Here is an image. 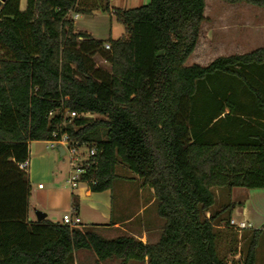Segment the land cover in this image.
<instances>
[{
    "label": "trees",
    "instance_id": "obj_1",
    "mask_svg": "<svg viewBox=\"0 0 264 264\" xmlns=\"http://www.w3.org/2000/svg\"><path fill=\"white\" fill-rule=\"evenodd\" d=\"M218 1L264 8V0ZM77 3L27 0L21 11L20 0L0 2V264H70L82 249L97 262L226 264L216 228L229 226L234 205L212 212V189L264 190V48L186 66L206 0L114 9L124 35L107 40L74 29ZM65 110L99 119L61 126ZM55 132L97 148L84 177L92 193L111 189L118 161L153 191L164 221L155 244L28 221L30 183L18 165L31 142ZM263 236L264 225L250 232L242 264H255Z\"/></svg>",
    "mask_w": 264,
    "mask_h": 264
},
{
    "label": "crops",
    "instance_id": "obj_2",
    "mask_svg": "<svg viewBox=\"0 0 264 264\" xmlns=\"http://www.w3.org/2000/svg\"><path fill=\"white\" fill-rule=\"evenodd\" d=\"M247 6H249L248 10L254 15L264 14V8ZM76 15L78 16V14ZM245 21L243 25L245 26L247 23L248 27L239 29V32L234 38H225L226 41L230 40L234 42L233 45L235 48L250 46V40L258 39L259 37L254 35V33L263 31L261 28L263 27L262 21L260 22L258 18L254 17ZM75 30L79 31L76 26ZM250 33H253V36H249ZM122 34L123 32L120 31L117 38ZM93 38L101 40L100 38ZM109 38L117 39L111 36ZM252 45L254 46L255 44ZM30 145L34 146L33 149L30 148ZM36 145H41L42 147H37ZM49 150L54 151L55 154L51 153ZM62 158L58 157L57 151L51 149L46 141L31 142L29 144V167L26 173L30 183L28 221H36L34 215L35 211L44 213L46 215V220L58 224H62L61 220L64 215H70L71 217H77L79 219L80 228L92 229L97 235H99V232H104V234L112 237L109 239L106 238L107 236L103 237L99 235L105 240L130 237L148 244H155L159 240L161 235L158 236V231L160 230H156V221L150 216L148 218L145 217V212L154 205L153 191L143 186L136 175V177H130V179L134 181L137 180V212L133 215H129L125 212L123 207L124 211L122 210L119 214H115L113 212L114 184L116 182H122L119 183L121 184L120 187H129V179H127L128 181L126 179L123 180L121 176L116 173L118 178L113 182L111 189L100 193H92L87 185L83 183L72 189L66 183L69 175V167L67 166V170L65 171L59 166L60 159ZM38 185H42V188H38ZM212 192L215 197V203L217 198L220 199L221 208L228 204L234 205L229 215L230 227L217 226L216 229H239L238 226L243 224L244 228H240L238 231V239H242L243 236L244 241H249L250 232L252 230H259L263 227L264 190H249L244 188H233L228 190L225 188H213ZM73 197L78 204V210L76 212L72 207ZM208 216L209 214H207V217ZM260 244L263 249L261 260L259 261L256 252L255 264H264V236L261 238L259 246ZM70 264H121V260L110 258L102 262H97L91 251L82 249L72 254ZM125 264H147V260L143 262L128 261Z\"/></svg>",
    "mask_w": 264,
    "mask_h": 264
},
{
    "label": "rangeland",
    "instance_id": "obj_3",
    "mask_svg": "<svg viewBox=\"0 0 264 264\" xmlns=\"http://www.w3.org/2000/svg\"><path fill=\"white\" fill-rule=\"evenodd\" d=\"M27 0H20V10L26 9ZM149 0H78L75 10L69 13L68 17L74 22L77 30L80 32H86L91 34L93 37L100 38L101 40L117 38L118 33L121 31L124 35V28L115 22L114 17L110 14L114 9H134L143 5L148 4ZM205 8V21L202 23L200 28V35L197 42L196 49L193 51L191 56L187 59L185 65L190 66L197 64L200 66H207L213 60L219 57H227L235 55L237 53H248L258 48H264V14H252L248 9L249 6L244 3L229 5L227 3L218 0H207ZM110 10L109 12L106 9ZM78 14L77 19H73L74 15ZM258 18L263 24V31L255 32L254 35L259 36L258 39L250 40V46L242 48H235L234 42L230 40L226 41L225 38H234L239 29L248 27L245 20L252 18ZM253 34V33H252ZM251 33L249 36H253ZM120 36V37H121ZM253 42V43H252ZM252 44H255L254 46ZM96 68L109 70V66L103 58L98 55L93 57ZM92 120L99 119L98 116L92 115ZM42 147L41 145H36ZM34 146L30 145L33 149ZM55 154L54 151L49 150ZM59 166L63 170H67V159H60ZM115 173L121 176L123 180L129 179V187H120L122 182H116L113 187V212L119 214L120 211L124 210L127 214L133 215L137 212L138 205L136 199V192L138 187L137 180L134 181L130 177H136L128 168L123 165L120 161L117 162L115 167ZM128 181V180H127ZM148 191V190H147ZM146 191V192H147ZM221 201L217 198L215 205L212 208V212H216L221 207ZM123 210V211H124ZM152 217L156 221V230L158 236L161 235L164 221L160 219L156 214V207L153 205L150 209L145 212V217ZM222 226V225H221ZM220 226V227H221ZM230 227V226H225ZM80 228V227H79ZM81 230H90L89 228H80ZM238 231L236 228H226L218 230L216 240V251L218 257L226 262V264H242L248 241L238 239ZM100 236H107L106 238H112L100 233ZM248 240V238H247ZM262 245L257 249V256L259 261L262 255ZM261 264V263H259Z\"/></svg>",
    "mask_w": 264,
    "mask_h": 264
},
{
    "label": "built area",
    "instance_id": "obj_4",
    "mask_svg": "<svg viewBox=\"0 0 264 264\" xmlns=\"http://www.w3.org/2000/svg\"><path fill=\"white\" fill-rule=\"evenodd\" d=\"M77 15H74L73 19H77ZM103 49L105 51L110 50V45L105 43L103 45ZM49 116H52V113H49ZM92 115L88 114H77L76 112H71L65 110L63 112L62 124L61 126H65L66 124H70L74 119L78 118H90ZM51 149H55L56 146H60L64 151L63 158L67 159L68 167H69V175L66 180V183L69 187L74 189L79 184L83 183L88 185V183L94 184V181L91 179H85V175L89 167L94 165L91 161V158L95 157L98 154L97 148L95 146L89 147L79 141L71 140L67 133H53L52 140L46 141ZM19 169L24 173L28 171V161H24L18 165ZM38 188H42V185H38ZM62 225L69 228H77L79 227V219L77 217H71L70 215H64L62 217ZM238 228H244V225L241 224Z\"/></svg>",
    "mask_w": 264,
    "mask_h": 264
},
{
    "label": "water",
    "instance_id": "obj_5",
    "mask_svg": "<svg viewBox=\"0 0 264 264\" xmlns=\"http://www.w3.org/2000/svg\"><path fill=\"white\" fill-rule=\"evenodd\" d=\"M5 1L6 0H0L1 3H4ZM55 151H57L59 158H62L64 156V151L60 146H56ZM34 215L37 222H40L46 218V215L40 211H35Z\"/></svg>",
    "mask_w": 264,
    "mask_h": 264
}]
</instances>
